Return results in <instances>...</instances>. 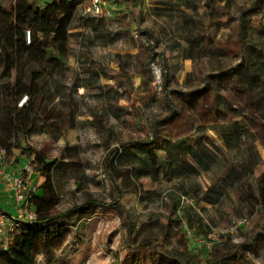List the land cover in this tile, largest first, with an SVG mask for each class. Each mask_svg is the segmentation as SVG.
<instances>
[{"label":"rangeland","instance_id":"rangeland-1","mask_svg":"<svg viewBox=\"0 0 264 264\" xmlns=\"http://www.w3.org/2000/svg\"><path fill=\"white\" fill-rule=\"evenodd\" d=\"M111 2L113 17L97 31L84 18L64 41V50L60 42L52 44L66 61L44 79L54 99L53 116L37 118L26 144L56 163L57 211L89 197L112 204L115 186L124 191L123 209L95 207L58 238L37 243V264H158L153 248L141 239L160 238L169 221L177 236L168 246L183 257L199 255L192 258L196 264L228 243L248 246L227 264H264V235L250 245L255 226L264 227L257 202L264 175V111L258 101L264 94L258 87L240 90L230 73L219 76L243 63V12L264 42V0ZM8 9L6 26L13 22ZM37 15H25L30 30ZM0 101L1 108L9 107ZM239 124L247 132L235 133ZM185 138L205 142L199 159L191 155L183 163L172 154L173 143ZM130 143L139 158L130 154L115 161L116 151ZM253 145L259 164L251 170L245 164ZM152 152L165 159L164 166ZM27 164L24 159L18 169ZM32 175L38 179L30 178L27 189L45 182ZM0 204L14 219L22 211L4 196ZM244 219L247 224L233 235L232 223Z\"/></svg>","mask_w":264,"mask_h":264},{"label":"trees","instance_id":"trees-1","mask_svg":"<svg viewBox=\"0 0 264 264\" xmlns=\"http://www.w3.org/2000/svg\"><path fill=\"white\" fill-rule=\"evenodd\" d=\"M87 1L0 0V98L9 104L6 109L0 107V149L7 152L6 165L8 164V167H18V164L25 159L34 167V173L45 179L44 184L38 187L35 193L26 192L28 212L34 214L35 219L31 221L15 219L16 227L8 235V245L5 246L4 242L0 243V264H37L34 254L37 243H48L58 238L66 231L68 225L75 222L81 215H87L95 207L123 209L121 198L124 191L115 186L112 204H104L89 197L80 206L72 207L64 212L57 211L59 197L54 180L56 163L49 161L40 152L26 144L27 139L37 130V118L51 119L53 116L54 99L47 95L44 79L52 75L59 65L66 66V61L53 51L52 44L60 42L64 50L66 47L64 41L70 39L71 31L77 28L76 23L78 27L82 26L81 21L84 18H86V24L96 31L106 22L103 18L81 16V8ZM8 8H11L13 15V22L10 26L5 24L9 16ZM31 11L38 12L37 24L32 30L28 28L25 21V15ZM248 14L243 12L240 20L241 35L247 41L244 43V38L241 41L243 63L239 68L233 67L229 72L220 71L219 76L225 77L230 73V78L237 82L240 90L248 92L247 87L250 86V91L258 87L262 88L264 94V42L258 38L259 30L248 19ZM19 75L24 77L23 81L17 79ZM23 99L25 101L20 105ZM258 106L264 111V95L258 101ZM241 128L247 132L242 124L235 127L234 132L241 135ZM204 143L197 138L181 139L173 143L172 154L183 163L191 155L199 159L201 152L206 150ZM252 147L249 160L245 164V167L251 170L259 164L258 151L254 145ZM16 151L18 154H15ZM130 154L132 157L139 158L138 151L133 144L122 145L121 149L116 151L115 161L119 156L124 158ZM152 154L154 158L159 157L162 161L158 164L164 166L165 161L163 160L165 159L161 158L158 153L152 152ZM137 171L146 174L140 168ZM258 181L257 202L263 208L264 219V175ZM240 197L243 202H248L247 195L240 194ZM177 200L181 202V197H177ZM0 214L14 219L3 210H0ZM171 222L169 221L164 227V233L160 238L142 237V245L153 248L154 258L159 262L158 264H175L174 261H177V258L182 259L181 264H196L192 258H197L199 255L195 256L193 252H188L183 257L176 250L173 252L168 246V242L172 245L177 236V230L172 227ZM198 222L205 225L200 217ZM253 234L254 239L251 246L258 241L259 236L264 235V227L256 225ZM247 246V243L238 246L228 243L223 251H216L213 256L210 254L203 259L200 257L202 259L200 262L201 264L205 262L206 264H227L240 257Z\"/></svg>","mask_w":264,"mask_h":264},{"label":"built area","instance_id":"built-area-1","mask_svg":"<svg viewBox=\"0 0 264 264\" xmlns=\"http://www.w3.org/2000/svg\"><path fill=\"white\" fill-rule=\"evenodd\" d=\"M113 4L111 0H88L81 8L82 16H93L96 18L110 19L113 17V7L110 5ZM25 99L22 100L21 104L24 103ZM7 152L4 149H0V178L6 180L8 188L13 192V200L16 203V206L22 207L17 220H34L35 215L28 212V199L26 192L37 191L36 187H31L27 189L28 180L31 175L34 173V167L29 163L25 169L21 170L19 175L14 176L13 173L7 170L8 166L6 165ZM30 176V177H28ZM28 177V178H27ZM185 200V197H182ZM25 207L23 208V206ZM247 224V220L234 221L230 232L233 235H238L243 226ZM16 227V220L9 218L5 214H0V235L3 238L5 246L8 245V235L10 232L14 231ZM211 240V239H210ZM215 241V240H214ZM214 241L210 243L206 242V245L209 249L212 248Z\"/></svg>","mask_w":264,"mask_h":264},{"label":"crops","instance_id":"crops-1","mask_svg":"<svg viewBox=\"0 0 264 264\" xmlns=\"http://www.w3.org/2000/svg\"><path fill=\"white\" fill-rule=\"evenodd\" d=\"M8 171H10L11 173H13L14 176L19 175L20 173V169H18V167H8L7 168ZM33 182H36L38 177H35L33 175H31V177ZM44 184V181L42 183H39V187L42 186ZM4 196L6 198H10L11 200H13V192L8 188L7 182L6 180L0 178V198ZM0 207H2V205L0 204Z\"/></svg>","mask_w":264,"mask_h":264}]
</instances>
